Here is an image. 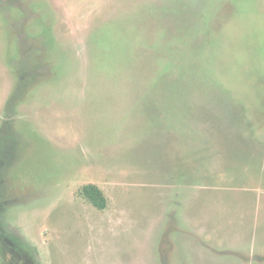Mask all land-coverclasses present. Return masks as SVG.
Instances as JSON below:
<instances>
[{
  "label": "rangeland",
  "instance_id": "obj_1",
  "mask_svg": "<svg viewBox=\"0 0 264 264\" xmlns=\"http://www.w3.org/2000/svg\"><path fill=\"white\" fill-rule=\"evenodd\" d=\"M0 227L34 264H264V0H0Z\"/></svg>",
  "mask_w": 264,
  "mask_h": 264
},
{
  "label": "flooded vegetation",
  "instance_id": "obj_2",
  "mask_svg": "<svg viewBox=\"0 0 264 264\" xmlns=\"http://www.w3.org/2000/svg\"><path fill=\"white\" fill-rule=\"evenodd\" d=\"M35 259L21 241L4 233L0 227V264H34Z\"/></svg>",
  "mask_w": 264,
  "mask_h": 264
},
{
  "label": "trees",
  "instance_id": "obj_3",
  "mask_svg": "<svg viewBox=\"0 0 264 264\" xmlns=\"http://www.w3.org/2000/svg\"><path fill=\"white\" fill-rule=\"evenodd\" d=\"M81 193L97 208L104 209L107 199L104 191L96 184H86L82 187Z\"/></svg>",
  "mask_w": 264,
  "mask_h": 264
}]
</instances>
